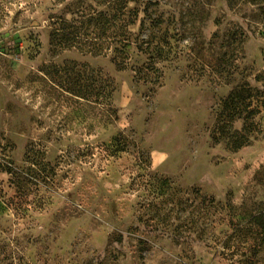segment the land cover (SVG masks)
I'll use <instances>...</instances> for the list:
<instances>
[{
  "label": "rangeland",
  "instance_id": "1",
  "mask_svg": "<svg viewBox=\"0 0 264 264\" xmlns=\"http://www.w3.org/2000/svg\"><path fill=\"white\" fill-rule=\"evenodd\" d=\"M160 2L97 54L50 43L59 0H0V264H264L218 244L264 202V1Z\"/></svg>",
  "mask_w": 264,
  "mask_h": 264
},
{
  "label": "trees",
  "instance_id": "2",
  "mask_svg": "<svg viewBox=\"0 0 264 264\" xmlns=\"http://www.w3.org/2000/svg\"><path fill=\"white\" fill-rule=\"evenodd\" d=\"M66 6L67 12L73 16L66 18L64 16L56 15L55 23L51 28L50 43L60 45L66 49L77 48L84 49L86 43H94V52L102 54L104 50L103 41L108 37L109 44L112 45L116 52L126 54L128 45H130V32L128 27L135 24L138 19V11H129L130 2H137L139 0H93L95 4L101 5L102 8H95L93 3H88V0H59ZM252 4H256V1L261 0H248ZM264 1V0H263ZM87 3V6L85 5ZM147 5L144 9L145 12H149L152 6L160 4V0H147ZM264 32V31H263ZM238 35V32L236 33ZM241 39L245 40L246 32H241ZM104 39V40H103ZM93 51V49L91 50ZM100 86V95L102 99L110 98L113 90L108 91V86L105 79ZM240 89L234 88L227 98V104L231 101L235 102L238 94L241 93ZM251 106V105H249ZM210 197V196H209ZM208 195L203 197L202 203H204L205 211H209V208H214L216 199L210 197L207 200ZM260 210L252 212L248 210V206L244 204L242 208L231 206L234 213L239 210L238 216L240 219L231 220L229 226L230 231L226 234V238L223 241L217 239L216 243L221 244L225 250H228V254L231 256L242 255L248 257L247 263L255 261V258L259 255L261 250H264V202L260 203ZM233 213V214H234ZM237 215V214H236ZM197 220L194 218V222L187 226L189 231L197 228ZM236 241V243H235ZM235 243V244H234ZM205 246H208L211 250H214L220 255L224 250H218L210 242L206 241ZM223 255H226L225 253Z\"/></svg>",
  "mask_w": 264,
  "mask_h": 264
}]
</instances>
